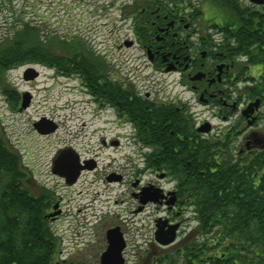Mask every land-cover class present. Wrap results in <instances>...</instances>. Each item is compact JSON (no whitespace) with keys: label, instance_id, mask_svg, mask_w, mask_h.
<instances>
[{"label":"rangeland","instance_id":"rangeland-1","mask_svg":"<svg viewBox=\"0 0 264 264\" xmlns=\"http://www.w3.org/2000/svg\"><path fill=\"white\" fill-rule=\"evenodd\" d=\"M111 1L0 0V56L9 54L12 36L22 28L23 22H28L39 28L40 40H31L37 51L44 54L50 50L51 60L66 62L61 68L54 61L55 65L28 62L0 69V132L7 145L20 155L22 168L27 174L24 183L32 193L46 199L55 194L62 201L64 213L52 226L61 244L59 263L55 264H98L107 246V231L118 225L127 240L126 264H133L137 255H146V249L155 240L154 219L163 217L165 211L164 207L156 204L147 210L134 211L138 207L135 206L134 198L131 200V180L137 175L141 176L138 172L144 168L146 158L152 152L147 148L132 146L130 137L118 135L122 131L116 128V116L111 108L106 110L107 116L98 117L94 114L96 106L89 101L91 97L84 85V64L85 60L88 62L90 59L85 58L86 55L92 56V60L98 55L105 65L111 63L125 70L130 69L136 79L151 74L147 77L155 85V80L164 85V81L167 82L168 91L181 93L185 101L191 100L193 112L187 110L186 116L191 114L198 123L207 119L214 124L215 129L203 137H212L230 125L242 129L245 124L240 111H234L232 119L225 121L221 113L218 115V112L225 111L220 105L200 104L188 91L189 84L182 86L180 83L183 81L180 73L155 71V65L148 62L145 51L137 47L119 49L117 43L122 38L131 37L133 33L127 28L117 30L119 23L116 17L123 12L118 8L119 1L115 6L110 5ZM48 35L52 36V41L57 38L55 35L68 42L75 40L72 43H76L78 53H84L82 68H73L69 55H74L76 51L65 46L67 44L65 47L53 44L47 48L45 42L48 41ZM27 45L24 44L26 50L32 49L30 45L27 48ZM237 59L240 65L231 84L234 97L235 93H241L240 80L246 70L243 56ZM135 67H144L145 70L141 74ZM262 70L258 69V73ZM25 71L29 75H36L33 79H25ZM3 83L7 87L2 88ZM11 93H17L16 99H12ZM25 96L29 103L24 108ZM261 108L264 109V105ZM42 120L44 126L55 123L57 128L50 133H40L34 124ZM263 122L260 120L258 128L252 130L258 132L261 139H264ZM247 131L251 132L249 129ZM244 136V133L237 135L236 143L242 142ZM116 139L121 141L118 146L112 144ZM67 146L79 153L84 150V156L95 157L99 163L98 170L91 171L72 188L63 185V180L52 172V160L57 151ZM152 156H155L154 153ZM114 169L125 175V181L108 183L104 180L107 170ZM97 175L102 178L96 180ZM151 177L148 174L141 176L145 181ZM178 180L175 174L169 172V178L164 181L166 187L171 188L177 185ZM56 185L59 187L55 193L53 187ZM154 192L159 194L157 188ZM183 224L180 235L172 242V246L166 248V252L177 250L178 243L196 226L193 208L184 209Z\"/></svg>","mask_w":264,"mask_h":264},{"label":"flooded vegetation","instance_id":"flooded-vegetation-1","mask_svg":"<svg viewBox=\"0 0 264 264\" xmlns=\"http://www.w3.org/2000/svg\"><path fill=\"white\" fill-rule=\"evenodd\" d=\"M117 3L118 8L123 12L116 17L119 23L117 30L127 28L133 33L131 37L122 38L117 43L119 49L137 47L140 51H145L146 59L151 65H155V71L166 74L180 73L183 76V81L180 83L182 86L189 84L188 91L194 95L193 98H197L200 104L220 105L225 110L218 112V115L221 113L223 116V120H231L233 112L240 111L241 120L245 123L242 129L230 125L214 135L225 132L226 128L229 131L235 129L236 132L232 133L245 134L242 140L252 138L254 144H261L263 140L258 137V132L252 130L258 128V122L264 115V109L261 108L264 101L261 97L247 95L243 88L255 84V80L264 74V65L253 63L249 55H243L246 67L243 80L248 77L252 80H240L241 93L238 95L235 93L236 97H234L231 84L240 63L238 57L233 58L222 51H235L231 45L239 28H243V36L246 38L242 51H264V44L261 47V41L255 43L249 39L264 36V0H113L110 5L115 6ZM224 42L228 45L225 48L222 45ZM86 56L85 58L90 59L88 62L85 60L84 64L86 82L84 85L89 87V89L86 87L91 97L89 101L96 106L93 109L94 114L98 117L107 116L106 113L111 108L116 116V128L122 131L118 135H126V138L130 137V145L138 146L139 149L147 148L152 152L149 155L146 154L148 155L146 165L138 172L141 176L148 174L152 177L145 181L137 175L131 180L133 187L131 200L134 198L135 206L138 207L134 211L147 210L152 204L164 207L163 217L159 216L154 219L155 228L158 224L162 226L165 221V229L169 228V224L178 223L177 236H179L184 226V208L178 202L177 185L171 188L166 187L164 180L169 178V171L164 166L166 158L158 153L166 150L165 135L167 133L174 135L175 129L181 131L184 127L185 112L192 111L191 100L185 101L181 93L173 94V91H168L169 85L165 81L164 85L155 80L157 82L155 85L154 81L147 77L151 74L136 79L137 77L132 75L130 69L125 70L111 63L105 65L98 55H95L96 59L93 60L92 56ZM258 69L263 70L258 73ZM135 70L142 74L145 69L135 67ZM111 91H113V96H110ZM126 96L129 97L130 102H135L134 105L141 106L140 108L146 114L155 113L164 120L171 118L172 123H176L175 127L168 129V125L171 124L169 121L167 127L164 123L160 129L144 128L141 122L144 115L136 112L139 107H131L128 104ZM258 99L260 100L259 105H252L249 109L250 104ZM187 116L193 122L194 129L202 136H206L215 129L214 124L207 119L198 123L196 117H192L191 114ZM250 121H252L251 124ZM248 129L251 132H248ZM263 129L264 124H262V131ZM120 143L121 141L116 139L112 144L118 146ZM170 146L171 148L175 146L173 148L176 152L182 150V147L175 141ZM153 153L155 156H152ZM98 168L99 163L95 157L84 156V150L79 153L70 146L60 148L52 160V172L62 179L63 185L68 188L77 185L82 178L84 180L91 171H96ZM77 172L76 181L70 183ZM101 178V176H95L96 180ZM124 179L125 175L116 169L107 170L104 176V180L108 183L125 181ZM58 187V185L53 187L55 193ZM153 188H157L159 194L163 196L159 198V202H141L145 196L155 194ZM172 197H175L173 203H171ZM45 203L47 206L45 215L53 226L64 213L62 201L60 196L52 194V197L48 196ZM119 227L121 229V226ZM106 240L107 249L109 245L107 236ZM173 244L162 245L155 239L146 249V255H137L133 264H164L160 263L163 259L161 254ZM126 250L127 242L122 251L125 258L124 264L127 263ZM101 256L98 264H102ZM59 258L57 254L55 263H59Z\"/></svg>","mask_w":264,"mask_h":264},{"label":"trees","instance_id":"trees-1","mask_svg":"<svg viewBox=\"0 0 264 264\" xmlns=\"http://www.w3.org/2000/svg\"><path fill=\"white\" fill-rule=\"evenodd\" d=\"M236 32L232 43L235 51L222 52L233 58L249 55L251 62L264 65V51H242L246 39L243 28ZM40 36L39 28L23 22L22 28L12 36L9 54L0 56V69L28 62L55 65V60L49 58L50 50L41 54L35 48L32 41L40 40ZM55 36L58 39L52 41L48 35L47 48L53 44L72 48L76 52L69 55L70 63L73 68H82L84 53H78L76 43H72L75 40L68 42ZM263 37L249 39L255 43L261 41L262 47ZM25 43L32 49L26 50ZM222 45L228 46L226 42ZM55 63L61 68L66 62ZM248 80L252 79L243 81ZM5 87L7 84L3 83L2 88ZM243 90L264 101V74ZM15 95L11 93L12 99H16ZM126 100L131 107H139L136 112L144 115L141 118L144 128L160 129L171 121L155 113L146 114L128 96ZM260 119L264 121V115ZM184 121L181 131L175 129L174 135H165L166 150L158 154L166 158L167 170L179 179V205L193 208L197 224L178 243L177 250L161 254L160 263L264 264V139L258 145L252 138L236 143L237 133H232L235 129L227 128L224 134L203 137L188 116ZM175 124L171 121L168 129ZM174 141L182 147L180 152L175 151V146L171 148ZM26 176L20 155L7 145L0 132V264H55L61 244L45 215L48 199L32 193L24 183Z\"/></svg>","mask_w":264,"mask_h":264},{"label":"water","instance_id":"water-1","mask_svg":"<svg viewBox=\"0 0 264 264\" xmlns=\"http://www.w3.org/2000/svg\"><path fill=\"white\" fill-rule=\"evenodd\" d=\"M35 75L36 73H34L33 75H29L27 71H25L24 73L25 79H33ZM28 103H29L28 97L25 96V99L23 101V107L25 108L28 105ZM259 103H260V100L258 99L255 102L250 104L249 109L251 108L252 105L258 106ZM251 123L252 121H250V124ZM34 125L40 133H50L57 128V124L55 123H52L48 127L44 126L43 120L36 122ZM77 175H78V172L74 175V179L70 183H74L76 181ZM161 197L163 196L160 194L153 193V194L147 195L144 198H142L141 202L143 203L147 201L159 202V198ZM174 201H175V197H172L171 203H173ZM164 223L166 224V221ZM164 223L162 226L160 224L157 225L156 231H155V239L157 242H159L162 245H168L176 240L177 230H178L179 225L178 223L169 224V228L165 229L166 225ZM107 239L109 241V245L107 249L102 253V256H101L102 264H124L125 258L122 254V251L126 245V241H125L124 235L120 227L116 226V227L110 228L107 231Z\"/></svg>","mask_w":264,"mask_h":264}]
</instances>
